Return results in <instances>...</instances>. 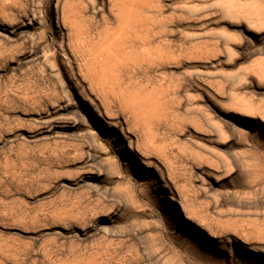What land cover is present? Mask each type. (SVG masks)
Segmentation results:
<instances>
[{"label":"rangeland","instance_id":"374dc122","mask_svg":"<svg viewBox=\"0 0 264 264\" xmlns=\"http://www.w3.org/2000/svg\"><path fill=\"white\" fill-rule=\"evenodd\" d=\"M212 3L0 0V264H264V8Z\"/></svg>","mask_w":264,"mask_h":264},{"label":"snow or ice","instance_id":"6c2138e0","mask_svg":"<svg viewBox=\"0 0 264 264\" xmlns=\"http://www.w3.org/2000/svg\"><path fill=\"white\" fill-rule=\"evenodd\" d=\"M233 2V0H213V3L210 5H207V7L214 10V15L217 17L218 20L225 19L226 14L225 10L228 8V6ZM255 2V0H253ZM259 3L262 8H264V0H259ZM238 32H243V29H237ZM255 39L260 40L264 39V35L260 37H256ZM251 39L249 40V43H251ZM243 54V53H242ZM254 84V81L252 82ZM262 83H264V80H262ZM226 119H231V117H226ZM261 140L264 141V137H261ZM114 148L118 147V145H113ZM124 163L129 164L131 166L133 163H135L134 160H128L123 161ZM235 179V177H234ZM245 255L246 253L244 251L236 252L234 254L233 264H245Z\"/></svg>","mask_w":264,"mask_h":264},{"label":"bare ground","instance_id":"6f19581e","mask_svg":"<svg viewBox=\"0 0 264 264\" xmlns=\"http://www.w3.org/2000/svg\"><path fill=\"white\" fill-rule=\"evenodd\" d=\"M130 149V148H129Z\"/></svg>","mask_w":264,"mask_h":264}]
</instances>
